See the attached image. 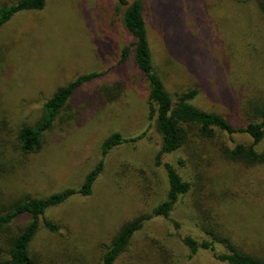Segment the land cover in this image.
Masks as SVG:
<instances>
[{
  "label": "rangeland",
  "instance_id": "obj_1",
  "mask_svg": "<svg viewBox=\"0 0 264 264\" xmlns=\"http://www.w3.org/2000/svg\"><path fill=\"white\" fill-rule=\"evenodd\" d=\"M17 1L0 0V8ZM141 2L152 65L167 93L197 89L191 105L242 126L247 103L264 102V20L253 0ZM130 40L116 0H48L43 10L19 13L1 28L0 209L79 188L108 137L145 134L108 154L89 197L75 196L47 211L59 231L38 230L30 244L36 263L100 264L125 223L146 219L116 264H223L204 251L191 254L181 242L184 236L206 239L198 213L203 203V209L213 206L218 230L234 246L264 259V166L235 165L218 151L249 140L191 137L184 148L158 159L161 140L149 121L147 82L132 51L118 65ZM91 73L106 74L76 89L40 149L22 154L18 130L36 123L59 89ZM102 89L114 99L104 98ZM159 163L170 164L190 184L170 220L153 216L168 190ZM26 222L19 219L12 231ZM215 250L227 252L219 243Z\"/></svg>",
  "mask_w": 264,
  "mask_h": 264
},
{
  "label": "trees",
  "instance_id": "obj_2",
  "mask_svg": "<svg viewBox=\"0 0 264 264\" xmlns=\"http://www.w3.org/2000/svg\"><path fill=\"white\" fill-rule=\"evenodd\" d=\"M47 1L19 0L8 7L0 8V30L19 13L43 10ZM253 2L264 20V0H253ZM116 8L121 15L123 28L131 38L130 43L124 46L121 51L118 65L126 63L132 51L136 68L147 82L149 121L154 125V129L161 140L158 159L164 154H172L184 148L191 137L211 142L216 139L218 134H224L229 138H232L233 135H242L249 140L248 145L235 144L232 148L222 147L218 149L220 154L222 153L224 159L235 165H242L246 168L264 166V151L259 150L264 141V102L254 100L247 103L245 107L247 120L242 126L236 127L229 119L200 111L191 105V101L198 94L197 89L177 94L174 97L170 96L152 65L141 0H116ZM105 74L83 75L68 86L59 89L43 105V111L38 121L31 126H25L18 130L16 144L19 151L24 155L37 152L40 149L43 135L52 127L59 112L66 106L73 92L82 85L88 84ZM102 90V96L110 100L111 94L106 97V90ZM144 136L145 134H141L136 137L124 138L120 134H113L108 137L101 145L98 163L85 176L79 188L65 190L41 200L26 198L1 208L0 264H37L30 252V244L36 233L41 227L52 234L59 231V227L47 219V211L64 204L75 196L89 197L94 184L103 172L108 154L118 146L135 144ZM159 165L166 172L168 190L165 201L153 210V216L170 220L171 212L179 200L189 193L190 184L183 182L170 164L159 163ZM2 169L0 167V174ZM211 194V204L213 205L215 204L213 202L214 194L212 192ZM206 202L209 204L208 198H206ZM203 204L201 210L198 209V213L201 220L199 221L201 232L206 239L198 241L190 236L181 238V242L191 254L204 251L211 254L215 261L223 264H264L263 258L243 252L234 246L235 244L232 243L231 239L218 230L213 206L211 210H208L207 208L203 209ZM195 206L200 207L201 201L195 202ZM22 218L27 219V222L21 228L18 227L16 231H12V225ZM145 222L146 219H137L125 223L102 255L100 264H116L120 256L128 250L135 235L144 227ZM175 227L179 228L177 224ZM217 243L226 245L227 252L217 253L215 250Z\"/></svg>",
  "mask_w": 264,
  "mask_h": 264
}]
</instances>
